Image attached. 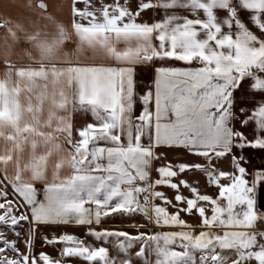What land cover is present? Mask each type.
<instances>
[{
    "label": "snow or ice",
    "instance_id": "1",
    "mask_svg": "<svg viewBox=\"0 0 264 264\" xmlns=\"http://www.w3.org/2000/svg\"><path fill=\"white\" fill-rule=\"evenodd\" d=\"M14 7L0 264H264V0H70L67 22Z\"/></svg>",
    "mask_w": 264,
    "mask_h": 264
},
{
    "label": "crops",
    "instance_id": "2",
    "mask_svg": "<svg viewBox=\"0 0 264 264\" xmlns=\"http://www.w3.org/2000/svg\"><path fill=\"white\" fill-rule=\"evenodd\" d=\"M14 2L16 4L19 5H23L27 2V0H14ZM46 2L49 4L50 8L49 10L53 12L54 15L57 16L58 19H62L65 22H67L68 19V5L70 4V0H46ZM109 2H111V0H109ZM4 3L5 0H0V20L5 19V18H11L13 20H20L23 17H26L29 15V13L27 12L26 9H24L23 7H14V8H9V9H5L4 8ZM163 15L162 10L160 11V14L157 15L154 11L149 10L147 12H145L144 14V19L145 20H149L151 18L154 19H160ZM3 36H4V32L2 30H0V74L3 73L4 70V57H5V52L6 49L4 47V42H3ZM71 47H74V45L69 46L68 50L71 51ZM81 60L83 61H87V62H91L92 61V57L91 54L88 55H83L80 57ZM11 59L15 62H22L20 60V49L17 48L13 51L12 55H11ZM151 80H152V76L151 74H138L137 76V91L138 92H143L146 89V86L151 84ZM138 110H139V106H138ZM86 122H93L91 116H83L82 114H76V116L74 117V123L76 127H80L83 126ZM3 150V145L2 143H0V151ZM54 159V158H53ZM256 164L259 166L260 164V160L258 158H256ZM224 168H227V164H225L223 166ZM9 171H11V168L9 169ZM37 188H42L43 184L42 183H37ZM129 231H132V229L130 228H126ZM66 231H68L71 234L80 236L81 238H83V234H84V229L83 228H78V227H69L66 229ZM92 242V241H89Z\"/></svg>",
    "mask_w": 264,
    "mask_h": 264
},
{
    "label": "rangeland",
    "instance_id": "3",
    "mask_svg": "<svg viewBox=\"0 0 264 264\" xmlns=\"http://www.w3.org/2000/svg\"><path fill=\"white\" fill-rule=\"evenodd\" d=\"M125 230H128V229H125ZM128 231H129V230H128ZM37 250L39 251V246H38ZM45 250H46V251H49V252L52 251L51 249H48V248H46ZM52 254L55 255L54 252H53ZM72 264H81V262L79 261L78 258H72Z\"/></svg>",
    "mask_w": 264,
    "mask_h": 264
}]
</instances>
